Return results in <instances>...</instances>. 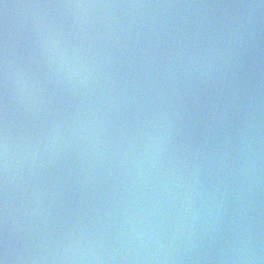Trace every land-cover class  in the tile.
<instances>
[{"label": "water", "instance_id": "95a60500", "mask_svg": "<svg viewBox=\"0 0 264 264\" xmlns=\"http://www.w3.org/2000/svg\"><path fill=\"white\" fill-rule=\"evenodd\" d=\"M70 2L0 0V69L7 62L36 85L21 102L0 76V130L7 127L16 159L7 183L0 179V243L8 242L10 264H45L72 237L102 244L106 264H148L158 245L173 257L167 264H231L237 225L252 238L253 264H264V4L92 0L111 6L80 14L77 29L71 9L44 7ZM42 25L101 62L95 81L74 87L53 76L37 45ZM97 109L105 121L97 152L78 142L35 150L53 123L71 126ZM161 109L174 122L161 172H198L208 193L196 219H177L175 200L158 208L154 181L129 172L125 149L132 154V137ZM246 122L255 163L237 175ZM133 229L153 235L139 261L128 249Z\"/></svg>", "mask_w": 264, "mask_h": 264}, {"label": "clouds", "instance_id": "9594fccd", "mask_svg": "<svg viewBox=\"0 0 264 264\" xmlns=\"http://www.w3.org/2000/svg\"><path fill=\"white\" fill-rule=\"evenodd\" d=\"M261 3L264 4V0H261ZM53 6L71 9L74 15L73 26L80 29V14H86L92 8L110 7L111 5L94 3L92 0H71L70 3L44 5V7ZM37 45L44 62L57 80L77 87L90 84L97 79L101 62L83 55L82 47L69 42L60 29L42 25L37 32ZM195 70L200 71L201 69ZM0 76L12 88L21 102L34 98L36 85L26 72L22 73L5 62L0 69ZM104 123L103 115L98 109L91 113V119H76L71 126L53 123L43 141L36 144L35 150L47 153L55 151L61 143L78 142L95 153L100 148V133L96 132V129L102 128ZM173 130L174 122L171 114L161 109L151 119H148L146 124L140 127L132 137V143L128 146L131 147L132 154L128 155L125 149L124 155L131 165L130 173L144 176L145 183H148L149 180L154 181L152 189L157 197L156 206L158 208L167 211L165 205L175 200L177 219L183 217L187 220V213H191L192 219H196L202 213L199 206L200 201L208 195L199 173L193 172L185 176L175 165L169 171L161 172L169 145L173 140ZM249 130L250 124L246 122L239 140L242 160L237 175H242L255 163L250 157L252 141L248 138ZM104 146L108 147L107 144ZM15 162L8 130L5 126L0 130V179H3L5 183L9 179ZM206 211L211 214L210 208ZM152 214L155 215L156 212L154 211ZM237 228L239 230L235 231L233 239L226 249V258L231 260V264H253V261L259 257L254 255L252 238L246 230L240 229L239 225ZM133 231L136 230L133 229ZM174 231L176 230L174 229ZM145 236L149 241L153 239L151 230L145 232L140 229L136 231L135 236L129 233L128 249L135 252L132 257L134 261L142 259L141 252L147 254L149 251ZM172 238L176 239V236ZM137 241H139L137 247L140 251H136L132 247ZM162 247V245H158L152 255L144 257L148 264L159 261H164V264H167L173 259L170 254L166 256L165 252L161 251ZM104 251L102 244L93 243L83 237H72L64 239L50 255H45L42 259L45 264H106L103 256ZM14 259L9 255L7 240H4L0 243V264H10V260ZM111 259H115V257H111Z\"/></svg>", "mask_w": 264, "mask_h": 264}]
</instances>
